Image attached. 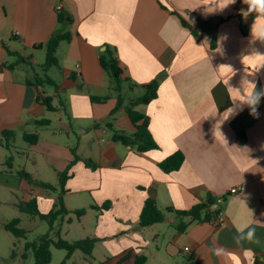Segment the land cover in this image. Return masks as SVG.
Masks as SVG:
<instances>
[{
  "label": "crops",
  "instance_id": "crops-1",
  "mask_svg": "<svg viewBox=\"0 0 264 264\" xmlns=\"http://www.w3.org/2000/svg\"><path fill=\"white\" fill-rule=\"evenodd\" d=\"M228 3L0 0V139L3 131H13L27 143L29 166L21 171L49 184L50 175L58 181L51 184L55 188L59 173L75 161L64 194L71 213L60 228L73 222L74 210L86 209L76 219L86 238L98 242L90 256L84 254L91 261L81 264L97 263L98 246L103 247L99 264L122 259L121 264H135L140 256L146 258L143 264H252L264 257V98L256 121L243 124L253 113L245 102L252 83L264 89V16L244 15L248 5L243 0ZM59 11L68 15L67 22L58 23ZM65 31L71 40L60 42L58 66L47 72L57 87L37 89L28 81L39 73L30 69L41 59L43 65L50 37ZM106 50L115 51L124 76L137 85L128 91L137 93L140 85L159 80L157 98L135 107L149 117L158 149L141 154L112 140L108 123L127 134L136 128L126 113L134 98L123 96L116 110L112 78L100 64ZM39 93L52 98L55 111L37 101ZM91 96L107 99L93 102ZM45 119L49 124L39 122ZM26 133L38 135V141L26 142ZM177 151L185 157L182 167L165 173L158 163ZM21 171L18 182L26 180ZM29 185L26 202L35 198L39 211L48 213L56 197ZM234 188L238 191L232 193ZM72 195L85 196V202L70 206ZM208 195L216 199L222 223L199 221L178 230L181 219L167 208L189 210ZM149 197L165 218L143 227L139 216ZM106 202L108 209L96 208ZM246 225L255 227L260 244L235 242L237 229ZM213 248L222 251L214 254Z\"/></svg>",
  "mask_w": 264,
  "mask_h": 264
},
{
  "label": "trees",
  "instance_id": "trees-1",
  "mask_svg": "<svg viewBox=\"0 0 264 264\" xmlns=\"http://www.w3.org/2000/svg\"><path fill=\"white\" fill-rule=\"evenodd\" d=\"M68 15L65 12L59 11L57 20L59 24L67 22ZM184 23V22H183ZM185 25V23H184ZM71 34L68 31L65 32H56L50 39L46 42V56L43 65L41 66V70L43 75L35 74L34 80L29 82L36 86L37 89H40L44 86H52L57 87V84L54 80H52L47 72L51 67L58 66L56 51L61 41H70ZM100 64L102 68L110 75L113 82V91L117 95V106L116 110L121 108L124 104V97L122 91L124 89L125 84L128 85L129 90H133L135 86L134 83L128 77L124 76V70L121 67L118 58L116 57L114 50H106L100 55ZM143 90V94L135 99L130 101L129 106L126 108V113L133 123L136 130L132 134H127L123 131L115 130L111 123L107 124V127L112 130V140L114 142L122 143L123 145L130 146L137 153H146L151 150L158 149L159 146L157 142L152 137V134L149 130V117L135 109L137 105H147L152 100L156 99L158 96V88H159V80L154 79L150 83L140 85ZM107 98H97L91 96V100L93 102H102ZM37 101L46 106L49 111H55L56 108L52 105V98L48 96H43L42 93H39L37 96ZM41 124H49V120L39 121ZM2 136L7 139H11L14 137L13 131H3ZM24 140L30 144H35L38 141V135L36 134H24ZM75 153V151L73 150ZM76 160L79 159L77 155H75ZM185 157L181 151H177L170 156L166 157L160 163H158L159 168L165 173H170L173 171L179 170L183 163ZM75 161L71 162L66 171L59 173V184H60V195L57 201L54 203L52 209L48 213H41L38 209V205L36 199L33 198L30 201L22 203L19 205V209L22 212L29 213L33 216L39 217L41 220L47 222L49 226L48 232L43 235L39 241H34L31 243H26V249H30L33 252L35 262L34 264H49L52 260V252L51 247H55L57 249H62L66 251L65 258L61 261L60 264H66L67 260H69L72 255L76 251H81L83 254L90 256L93 252V249L98 242V239L95 238H85L79 239L73 242H68L61 237V223L65 221L66 216H68L71 211H69L64 204V194L65 183L68 179V172L73 166ZM86 165L92 168L96 167V164L92 161L86 160ZM20 175L25 178L29 183L41 186L48 190H56L54 186L49 183H44L40 181H35L32 176L25 171H21ZM217 201L211 195H208L204 202H200L194 205L189 210H176L173 207L167 208V212L175 213L181 219V223L177 226V229L183 231L187 228V226L193 222L199 221H210L217 218L219 214L218 209H212V206L216 204ZM110 207V203L106 202L101 207H96L99 209H108ZM95 208V206H94ZM75 214L77 219L81 218L85 213L86 209L81 208L74 210L72 212ZM164 213L158 208V204L154 197H149L145 201L140 216L139 223L143 227L151 226L157 223H161L164 221ZM189 218V221L186 223L184 219ZM71 218L67 219V223L71 222ZM20 223L19 219H13L9 223L5 225V230L12 233L15 237L21 238L25 237L26 232L23 229L18 228ZM56 223L59 225L56 227ZM56 238V240L54 239ZM146 258L144 256L137 257L135 260V264H143ZM123 259L118 262L121 264ZM252 264H264V257H255Z\"/></svg>",
  "mask_w": 264,
  "mask_h": 264
},
{
  "label": "rangeland",
  "instance_id": "rangeland-1",
  "mask_svg": "<svg viewBox=\"0 0 264 264\" xmlns=\"http://www.w3.org/2000/svg\"><path fill=\"white\" fill-rule=\"evenodd\" d=\"M44 59H41L38 64H34L30 69L31 73L33 70L42 75L41 70V62ZM52 74L57 73L56 68H52ZM55 69V70H54ZM48 92L52 93L50 88L47 89ZM123 96H127L130 98H138L143 94V91H139L134 93L132 91H128L127 85L124 86ZM49 117L52 116V113L49 112ZM52 127L57 129V123L53 122ZM8 142L10 148L6 147V143ZM28 144L25 143L20 137L17 139L15 137L6 140L4 136L0 139V264H34L35 259L32 250L26 249V243H31L34 241H39L40 238L45 235L49 226L47 222L41 220L37 216H33L29 213L22 212L19 209V205L21 203H25L28 197V193L30 192L29 183L26 180H22V182H18L15 179H19V171L25 170L28 165L27 161V153ZM11 165L12 167H10ZM49 182L53 185H57V179H54L48 175ZM30 187V188H29ZM58 189L57 192L44 189V196L55 198V202L57 201L60 195V185L56 187ZM36 190V189H35ZM40 202H44L45 199H42L41 195H39ZM84 197H80L77 195H72L68 198V202L70 206H74L77 204H82L84 201ZM73 222L67 225L64 223L63 229L61 230L62 239L73 242L79 239H84L88 236L87 231H85L82 226L78 223L75 215H72ZM13 219H19L20 223L18 228L23 229L26 232L25 237H15L12 233L5 230V225L9 223ZM93 219H89L88 223H92ZM59 223H56V227ZM89 225V224H87ZM56 240V238H54ZM100 249H103L102 246H98ZM99 251L96 252V260L97 263L101 261L98 257ZM52 252V260L49 264H60L61 261L65 258L66 251L62 249H57L55 247H51ZM87 260L91 261V258L85 256L83 252L76 251L74 256L70 259L68 264H81L82 261ZM93 261V260H92Z\"/></svg>",
  "mask_w": 264,
  "mask_h": 264
},
{
  "label": "clouds",
  "instance_id": "clouds-1",
  "mask_svg": "<svg viewBox=\"0 0 264 264\" xmlns=\"http://www.w3.org/2000/svg\"><path fill=\"white\" fill-rule=\"evenodd\" d=\"M234 2L235 0H230V3H228L226 6ZM243 2L248 5L247 12H244V15L256 12L258 15L264 16V0H243ZM261 35L264 36V33H262ZM252 84L253 89L245 102L252 109L253 114H258L256 113V108L259 105L261 98H264V89H257L256 85L254 83ZM234 240L238 245L244 241L260 244V240L256 237L255 227L249 225H246L243 228H238L237 235L234 237ZM221 251L222 249L213 248L214 254H218Z\"/></svg>",
  "mask_w": 264,
  "mask_h": 264
},
{
  "label": "water",
  "instance_id": "water-1",
  "mask_svg": "<svg viewBox=\"0 0 264 264\" xmlns=\"http://www.w3.org/2000/svg\"><path fill=\"white\" fill-rule=\"evenodd\" d=\"M256 119H257V115L256 114H251L248 118H246L244 121H243V124L245 125V126H250V125H252L255 121H256ZM216 204H214L213 206H212V209H216Z\"/></svg>",
  "mask_w": 264,
  "mask_h": 264
},
{
  "label": "built area",
  "instance_id": "built-area-1",
  "mask_svg": "<svg viewBox=\"0 0 264 264\" xmlns=\"http://www.w3.org/2000/svg\"><path fill=\"white\" fill-rule=\"evenodd\" d=\"M237 191H238L237 188L231 189V192H232V193H235V192H237ZM222 220H223V219H222V216L220 215V216H218L216 219H214V224L217 226V225H219V224L222 223ZM184 250H185V252H190V249H189L188 247H185Z\"/></svg>",
  "mask_w": 264,
  "mask_h": 264
}]
</instances>
